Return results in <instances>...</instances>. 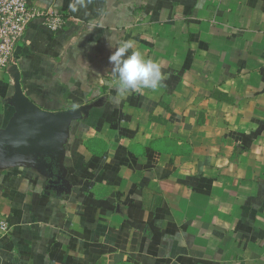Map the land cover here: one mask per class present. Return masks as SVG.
<instances>
[{
	"label": "crops",
	"instance_id": "0c3cea01",
	"mask_svg": "<svg viewBox=\"0 0 264 264\" xmlns=\"http://www.w3.org/2000/svg\"><path fill=\"white\" fill-rule=\"evenodd\" d=\"M14 51L38 108H85L52 174L0 166V264H264V0H27ZM159 64L157 90L122 92L123 41ZM0 73V132L16 110Z\"/></svg>",
	"mask_w": 264,
	"mask_h": 264
},
{
	"label": "water",
	"instance_id": "95a60500",
	"mask_svg": "<svg viewBox=\"0 0 264 264\" xmlns=\"http://www.w3.org/2000/svg\"><path fill=\"white\" fill-rule=\"evenodd\" d=\"M13 81L15 93L11 103L16 115L0 132V166L28 160L49 176L60 163L67 125L86 109L55 113L44 111L22 94L16 68H13Z\"/></svg>",
	"mask_w": 264,
	"mask_h": 264
},
{
	"label": "built area",
	"instance_id": "2783aa9c",
	"mask_svg": "<svg viewBox=\"0 0 264 264\" xmlns=\"http://www.w3.org/2000/svg\"><path fill=\"white\" fill-rule=\"evenodd\" d=\"M39 20L51 32L63 30L67 18L54 7L36 8L27 0H0V73H11L14 68V51L24 37L28 25ZM11 233V225L0 219V239Z\"/></svg>",
	"mask_w": 264,
	"mask_h": 264
},
{
	"label": "clouds",
	"instance_id": "9594fccd",
	"mask_svg": "<svg viewBox=\"0 0 264 264\" xmlns=\"http://www.w3.org/2000/svg\"><path fill=\"white\" fill-rule=\"evenodd\" d=\"M134 41L126 40L115 47L109 57L114 71L119 80L122 92L139 88L157 90L165 75L161 72L158 63L145 59L139 51L129 54Z\"/></svg>",
	"mask_w": 264,
	"mask_h": 264
}]
</instances>
